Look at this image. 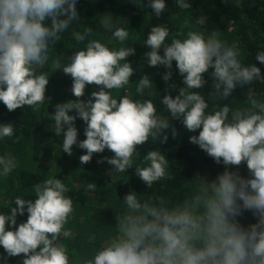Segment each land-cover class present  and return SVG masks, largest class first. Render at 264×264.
I'll return each instance as SVG.
<instances>
[{
	"label": "clouds",
	"instance_id": "1",
	"mask_svg": "<svg viewBox=\"0 0 264 264\" xmlns=\"http://www.w3.org/2000/svg\"><path fill=\"white\" fill-rule=\"evenodd\" d=\"M76 3L0 0V102L8 111L22 106L35 108L44 102L49 73L38 74L37 69L45 66L51 46L77 19ZM175 3L181 9L190 7L187 0ZM146 5L156 17L166 9L165 0H147ZM100 23L119 42L128 39V29L114 23L110 14ZM90 35V29L72 32L78 43ZM169 37V29L158 24L144 40L150 49L144 54L150 67L171 69L175 61L183 78L178 94H165L160 103L172 119L181 120L184 129L199 130L189 141L216 163H223L225 171L210 183L196 178L182 201L129 192L120 199L124 211L115 215L116 235L78 264H264V101L250 96L247 107L233 110L225 104L209 112L203 96L192 91L205 84L202 74L210 67L214 77L210 96L217 100L227 99L237 85L264 82V77L258 67L243 65L235 44H226L215 32L206 36L189 31L183 39L172 36L166 44ZM130 55H134L131 47L110 49L91 39L72 54L70 62L53 66V70L70 75L71 92L77 97L55 106L50 116L54 132L58 136L63 132L64 153L71 155L74 144L86 150L79 157L82 164L107 148L114 154L104 158L110 170L125 173L141 156L137 146L157 138L167 140L161 134L169 127V119L150 99L120 95L118 102L112 94L111 90L129 84L134 70L125 58ZM255 59L264 64V51ZM171 75L166 72L162 79L167 82ZM86 84L102 87L81 101ZM152 85L149 77L142 75L135 91L143 95ZM73 109L75 115L70 114ZM77 117L86 124L82 141H78L74 125ZM13 132V123H0V140L12 137ZM168 162L160 150H148L142 157L144 166H135V174L152 188L155 182L171 178ZM242 162L250 178L227 169ZM16 167L14 156H0V178ZM95 188L94 183L87 184L88 190ZM33 191L34 201L17 196L15 207L8 214L0 213V246L6 257L24 254L20 264H70L66 246L58 242L61 234H70L64 229L73 211L72 199L66 195L68 188L54 176L34 185ZM242 209L250 210L256 223L243 227L237 221ZM25 211L26 221L16 225L17 214Z\"/></svg>",
	"mask_w": 264,
	"mask_h": 264
},
{
	"label": "trees",
	"instance_id": "2",
	"mask_svg": "<svg viewBox=\"0 0 264 264\" xmlns=\"http://www.w3.org/2000/svg\"><path fill=\"white\" fill-rule=\"evenodd\" d=\"M190 7L181 9L175 0H165L166 9L156 17L147 7V0L138 3L137 0H77V19L69 29L60 34V39L51 46L49 60L43 68H38L37 73H49L48 84L45 89V100L33 108L22 106L8 111L0 102V123H13L12 137L0 140V156L11 155L16 158L17 167L7 177L0 178V213L8 214L15 207L14 199L19 196L25 200H35L34 185L54 177L60 179L68 188L66 195L72 199L73 211L64 225L69 231V236L62 234L58 242L63 243L69 255L70 264H78L82 257L91 258L94 253L106 242L116 235L115 215L124 211L122 199L129 192L137 195L152 196L172 201H182L189 193L192 181L196 178L206 183L215 180L217 175L225 171L223 163H216L198 145L189 141V137L198 135L199 130L189 132L184 129L180 119H172L164 109L160 100L165 94L175 97L182 88L183 78L176 68L175 61L171 69L163 65L149 66L144 56L150 49L144 44L150 29L158 24L169 29L170 37L165 43H170L171 37L183 39L187 32L198 31L206 36L215 32L217 37L228 45L235 44L239 50L240 62L247 66L252 64L260 69L264 77V64L255 59L258 52L264 51V0H187ZM107 14L112 16L114 23L128 29L129 36L124 42H119L112 37L111 32L104 29L100 23ZM85 29L91 30V35L83 42H76L72 32L83 33ZM178 34V35H177ZM95 39L106 44L110 49L131 47L134 55L126 57L133 68L129 77V84L122 89H113L112 94L119 102L120 95H128L133 99H150L157 107V111L169 119V127L161 136L167 140L161 142L157 138L144 145L137 146L140 157L134 166L125 173L110 170L111 166L104 159L111 158L114 154L105 148L103 152L93 153L89 162L82 164L79 157L86 150L72 146V154L62 151L63 132L58 136L54 132L55 106L69 100L75 101L71 92L72 79L64 74L61 69L53 70L54 64L61 65L70 62L73 53L84 48L88 40ZM171 72L170 79L165 82L162 77L166 72ZM210 67L202 77L205 84L201 88H193L209 105L207 111L211 112L218 107L228 105L230 109H240L248 106L249 97L264 101V82L253 81L252 84L237 85L231 95L224 100L211 98L214 92L212 85L214 77ZM142 75H147L153 85L146 89L143 95L135 91L136 81ZM102 86L87 85L81 101H87L91 92L97 91ZM151 92L149 96L148 93ZM75 115V110L71 111ZM74 125L77 129V139H85L84 128L86 124L76 118ZM175 130V135H173ZM158 149L165 155L168 162V174L165 178L147 188L135 174V166L143 167L142 157L148 150ZM99 161V162H98ZM229 171H234L240 176L250 178V173L243 162L238 166H227ZM94 183L96 188L87 189L88 183ZM16 225L25 222L27 212L17 214ZM256 216L250 210L242 209L237 221L248 227L256 223ZM16 225H13V230ZM7 228V225H6ZM24 254L6 257L0 246V264H20Z\"/></svg>",
	"mask_w": 264,
	"mask_h": 264
}]
</instances>
